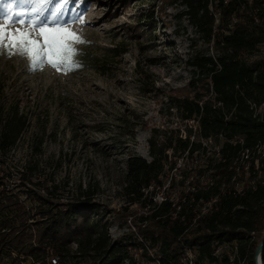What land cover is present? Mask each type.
<instances>
[{
	"label": "trees",
	"instance_id": "obj_1",
	"mask_svg": "<svg viewBox=\"0 0 264 264\" xmlns=\"http://www.w3.org/2000/svg\"><path fill=\"white\" fill-rule=\"evenodd\" d=\"M184 1L188 18L217 52L216 56L196 55L191 62L192 80L213 97L201 89L193 91L191 81L188 92L177 100L182 118L196 121L201 139L222 136L218 158L198 171L201 175L211 171V179L202 184L191 178L186 186L180 183L184 188L175 198L154 202L163 184L166 151L193 156L205 146L190 134H153L150 160L135 153L125 160V188L138 205L133 218L137 235L131 232L112 240L110 222L99 216L90 187L62 202L52 190L43 196L31 187L38 185L29 175L36 169L32 166L22 168L23 187L16 190L10 184L7 156L28 126L27 116L12 104L0 111V264H66L72 258L127 264L133 245L145 251L147 246H157L160 264H178L187 249L194 250V264H216L221 246L234 252L233 258H222L225 262L256 264L254 253L264 235V55L252 62L245 56L264 43V0ZM144 19L150 20L151 27L152 20L147 15L139 18ZM133 30L145 32L139 22ZM251 103L256 108L263 104L261 111L255 113ZM211 199H215L211 208L202 214L200 206ZM25 200L32 202L27 205Z\"/></svg>",
	"mask_w": 264,
	"mask_h": 264
},
{
	"label": "rangeland",
	"instance_id": "obj_2",
	"mask_svg": "<svg viewBox=\"0 0 264 264\" xmlns=\"http://www.w3.org/2000/svg\"><path fill=\"white\" fill-rule=\"evenodd\" d=\"M187 10L184 0H67L63 13L67 27L86 41L76 45L78 68L67 74L49 66L31 70L29 61L19 55H0V111L18 104L28 119L7 156L14 189L23 187L20 173L31 166L36 169L29 175L38 183L31 187L43 196L52 190L62 202L90 187L99 216L110 222V238L137 235L133 218L138 205L131 202L125 188L127 155L150 160L153 134L164 137L173 131L201 141L196 121L182 118L177 100L188 92L191 81L193 91L201 89L192 80L195 56H216L217 52L201 37ZM142 15L152 20L151 27L150 20H139ZM138 22L144 33L133 30ZM263 55L264 43L245 60L252 62ZM200 91L213 97L211 91ZM222 141V136L202 140L205 148L193 156L168 149L163 184L157 191L175 198L184 188L180 183L186 186L196 177L202 184L209 181L211 171L202 175L198 171L218 158ZM25 202L30 205L32 201ZM137 238L142 242L140 235ZM156 250L157 246H147V251L129 246L131 260L126 263L160 264ZM216 253V264H231L222 259L233 258L231 248L221 246ZM189 255L194 261V250L187 249L178 264H189ZM97 262L72 258L66 264Z\"/></svg>",
	"mask_w": 264,
	"mask_h": 264
},
{
	"label": "snow or ice",
	"instance_id": "obj_3",
	"mask_svg": "<svg viewBox=\"0 0 264 264\" xmlns=\"http://www.w3.org/2000/svg\"><path fill=\"white\" fill-rule=\"evenodd\" d=\"M66 2L0 0V55H19L29 61L31 70L49 66L67 74L78 68L76 45L86 41L67 27L63 14ZM78 19L84 22L82 17ZM17 24L21 27H13Z\"/></svg>",
	"mask_w": 264,
	"mask_h": 264
},
{
	"label": "built area",
	"instance_id": "obj_4",
	"mask_svg": "<svg viewBox=\"0 0 264 264\" xmlns=\"http://www.w3.org/2000/svg\"><path fill=\"white\" fill-rule=\"evenodd\" d=\"M251 106L252 107H255V104H252L251 103ZM262 107H263V104H261L258 108H256L255 107V113H258V112H260L261 111V109H262ZM204 141V142H206V141H208L207 139H201V141ZM169 184V183H168ZM169 187V185H167L165 188H168ZM168 196H164V194H163V192H157V194L153 197V201L154 202H157V203H160L161 201H163L164 199H166ZM170 198V197H169ZM170 199H173V197H171ZM213 201H215V199H211L210 201H208V202H204V203H202V205L200 206V210H201V213L202 214H205V213H207L208 211H209V209L211 208V205H212V202ZM190 257H189V259L187 260V262L189 263V264H194V261H193V259H192V255H189Z\"/></svg>",
	"mask_w": 264,
	"mask_h": 264
},
{
	"label": "water",
	"instance_id": "obj_5",
	"mask_svg": "<svg viewBox=\"0 0 264 264\" xmlns=\"http://www.w3.org/2000/svg\"><path fill=\"white\" fill-rule=\"evenodd\" d=\"M263 246H264V235H263L262 242L258 245V247L256 248L255 253H254V261L256 264H262V262H261V250H262Z\"/></svg>",
	"mask_w": 264,
	"mask_h": 264
}]
</instances>
